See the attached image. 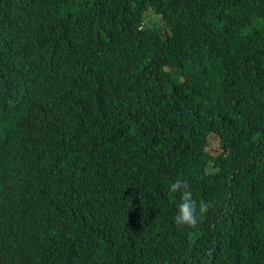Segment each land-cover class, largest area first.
Listing matches in <instances>:
<instances>
[{
    "label": "trees",
    "instance_id": "1",
    "mask_svg": "<svg viewBox=\"0 0 264 264\" xmlns=\"http://www.w3.org/2000/svg\"><path fill=\"white\" fill-rule=\"evenodd\" d=\"M8 68L31 101L10 178L75 173L49 194L58 264H264V0H0ZM176 179L212 205L194 229Z\"/></svg>",
    "mask_w": 264,
    "mask_h": 264
},
{
    "label": "clouds",
    "instance_id": "2",
    "mask_svg": "<svg viewBox=\"0 0 264 264\" xmlns=\"http://www.w3.org/2000/svg\"><path fill=\"white\" fill-rule=\"evenodd\" d=\"M51 60L62 67L63 57H58L56 51H51ZM11 72L12 68H8L2 79L11 76ZM18 73L24 74L21 70ZM45 82L46 75L43 83ZM30 102L27 91L11 78L0 84V245L4 243L10 249L2 252L0 264H58V251L51 248V243H58L59 225L49 211L57 200L50 199L49 194L54 182L62 186L67 183L73 168L67 173L61 169L46 168L43 185L35 186L30 178L39 175L43 168L26 161L16 174L15 181L20 184V190L13 186L15 181L8 172V165L17 158L13 131L21 118L29 112ZM15 107V112L9 111ZM54 120L52 117L48 121L25 118L33 135H37ZM45 153H50V150L47 149ZM169 190L180 196L174 216L175 225L178 228H196L212 205L204 201L198 203L193 199L190 186L185 180L176 179ZM48 222L57 225L51 228Z\"/></svg>",
    "mask_w": 264,
    "mask_h": 264
},
{
    "label": "rangeland",
    "instance_id": "3",
    "mask_svg": "<svg viewBox=\"0 0 264 264\" xmlns=\"http://www.w3.org/2000/svg\"><path fill=\"white\" fill-rule=\"evenodd\" d=\"M147 16H148V17H152V18L156 17V15H154V14L151 13V12H148V13H147ZM209 146H210L211 148L214 149L213 144H212V138H211V141H210V145H209Z\"/></svg>",
    "mask_w": 264,
    "mask_h": 264
},
{
    "label": "bare ground",
    "instance_id": "4",
    "mask_svg": "<svg viewBox=\"0 0 264 264\" xmlns=\"http://www.w3.org/2000/svg\"><path fill=\"white\" fill-rule=\"evenodd\" d=\"M5 80L4 79H0V84L2 83V82H4ZM8 101L10 102V99L8 98Z\"/></svg>",
    "mask_w": 264,
    "mask_h": 264
}]
</instances>
